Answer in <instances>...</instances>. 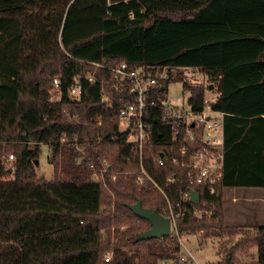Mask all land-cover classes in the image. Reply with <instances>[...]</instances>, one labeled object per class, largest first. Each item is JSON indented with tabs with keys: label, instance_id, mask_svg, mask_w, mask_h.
<instances>
[{
	"label": "trees",
	"instance_id": "1",
	"mask_svg": "<svg viewBox=\"0 0 264 264\" xmlns=\"http://www.w3.org/2000/svg\"><path fill=\"white\" fill-rule=\"evenodd\" d=\"M121 61L165 69L162 85L180 80L197 110L210 84L215 87L211 107L223 112L224 131L215 194L206 185H190L186 168L170 158L157 160L168 143L159 122L144 164L159 183L175 176L173 203L181 189L199 191L195 205L210 214L196 216L192 204H184L177 228L202 237L227 235L216 264H264V224L242 233L226 223L222 195L225 187H264V0H0V264H161L178 251L166 237L137 239L150 223L128 205L140 201L159 212L165 199L153 184L135 182L137 162L126 159L130 147L117 137L126 94L103 95L112 79L103 66ZM178 67L205 73L207 84L182 74L173 78L171 69ZM89 74L104 78L103 85ZM56 75L59 101L50 97ZM76 76L82 90L72 98L68 89ZM63 133L75 134L81 149L61 142ZM42 144H50L52 179L35 173ZM4 149L14 154L11 178H4L10 168L1 158ZM105 164L115 178L107 173L104 185L92 173ZM252 247L257 258L238 262V251Z\"/></svg>",
	"mask_w": 264,
	"mask_h": 264
},
{
	"label": "built area",
	"instance_id": "2",
	"mask_svg": "<svg viewBox=\"0 0 264 264\" xmlns=\"http://www.w3.org/2000/svg\"><path fill=\"white\" fill-rule=\"evenodd\" d=\"M92 64L98 65L96 62ZM103 67L111 72L112 77L108 92L105 91L106 87L102 86L104 97L116 91L126 94V97L121 99V107L117 113L116 134L118 138L121 136L125 144L130 147V153L126 159L134 158L137 162V168L131 171L135 175V182L139 186L146 182L153 184L165 199V205L159 212L169 219L170 233L166 238L178 247V251L174 253V257L162 259L161 264H202L185 246L183 238L186 234L178 231L177 220L185 213L184 204H192L191 207L196 216L209 215L211 210L195 205L199 202L200 194L193 188H188L187 191L181 189L180 200L173 203L170 195L176 181L175 176H167L161 183L156 181L144 164V148L152 141L153 124L159 122V126L168 131L167 138H164L168 143L162 145L157 160L162 162L163 159L170 158L174 165L185 167L190 185H206V191L214 195L215 183L222 174L224 158L223 112L211 107L216 96L210 99L205 94L203 108L197 110L189 103V91L186 96H178L173 101L162 94L166 89L161 82V79L166 76L165 69L153 71L152 67L130 66L125 61L114 66L104 65ZM87 78L90 81L99 80L102 85L104 83V78L93 74H89ZM157 87H160V90L155 91V95L152 96L151 89ZM81 90L82 85L76 76L68 89V94L72 98H77ZM61 92L62 80L59 75H56L51 79V100L59 101ZM154 110L157 116L154 115ZM68 116L75 118L69 114ZM157 133L158 137H162L161 129H158ZM104 135H100L98 140ZM60 141L73 143L77 149H81L82 146L75 134L67 137L63 133ZM47 145L50 152V144ZM12 158L14 154L9 153L7 160ZM79 160L78 157L77 161ZM107 173H111L109 178L114 180L115 174L107 164L94 168L92 178L105 185ZM190 189L198 193L197 202L191 200ZM126 227L127 225L123 224L118 229L123 231ZM113 253V248L106 251L104 260H110Z\"/></svg>",
	"mask_w": 264,
	"mask_h": 264
},
{
	"label": "rangeland",
	"instance_id": "3",
	"mask_svg": "<svg viewBox=\"0 0 264 264\" xmlns=\"http://www.w3.org/2000/svg\"><path fill=\"white\" fill-rule=\"evenodd\" d=\"M183 75L184 78L190 79L194 82H202L206 83V76L201 74L199 70H196L194 67H181V68H173L171 69V76L173 78H177L178 75ZM216 89L208 90L206 92V96L210 97V99H213L212 96H214V93ZM164 95L167 96L170 100H175L178 96H186L187 92L184 91L182 87V82L180 80H175L171 82L167 88L163 91ZM10 152H13L12 150L3 151L2 160L4 161V164L11 168V165L14 161V158L8 159L7 156ZM35 173L37 177L43 176L46 179H52L54 176V168L53 164L50 161V152L48 149L47 144H42L41 152L38 158V162L35 163ZM12 177V171L5 175L4 178H11ZM263 188H260L259 190L253 189V187H225L223 189V207H224V213H225V222L234 225L236 227H239L242 233L248 231L251 233L253 230H251V227L253 226H246L242 224H237L235 221V216L233 212V196L235 194H238L240 191L245 193L246 197L251 198L255 197L257 195H260V197H263L261 195H264L261 191ZM239 191V192H238ZM262 207L256 206V212L258 210H261ZM259 213V212H258ZM256 226V225H254ZM114 228V227H113ZM112 228V230H113ZM227 235H211L208 237H202L198 234H186L185 238H183V242L185 246L190 249L196 256L197 260L202 264H216L217 261L220 258L219 250H220V243L223 240L227 239ZM239 235H235L229 239L233 241L235 240ZM233 238V239H232ZM236 259L238 262H251L257 258V248L252 247L249 248L248 251L239 250L236 254Z\"/></svg>",
	"mask_w": 264,
	"mask_h": 264
},
{
	"label": "crops",
	"instance_id": "4",
	"mask_svg": "<svg viewBox=\"0 0 264 264\" xmlns=\"http://www.w3.org/2000/svg\"><path fill=\"white\" fill-rule=\"evenodd\" d=\"M201 74L205 75V73L203 72H201ZM212 89H215V87H213V85L210 84V87L207 89V91L212 90ZM214 95L215 96L217 95V91L214 93ZM248 136H249L248 138H250V135ZM260 188H263V190L262 191L260 190V191L264 194V187H253L254 190L255 189L259 190ZM243 192L240 191L238 194H235L232 198L233 203H234L233 212H234L236 223L246 225V226L264 224V195H261L263 197H260V195H257L255 197L248 198L246 197L247 194L245 195V193ZM256 206L262 207L261 210H258L259 213L256 212L255 210Z\"/></svg>",
	"mask_w": 264,
	"mask_h": 264
},
{
	"label": "water",
	"instance_id": "5",
	"mask_svg": "<svg viewBox=\"0 0 264 264\" xmlns=\"http://www.w3.org/2000/svg\"><path fill=\"white\" fill-rule=\"evenodd\" d=\"M38 162V159H35V163ZM12 168H9L11 172ZM190 197L193 202L198 201V193L190 189ZM129 209H131L138 217L146 219L150 223V227L145 231L141 232L137 239L143 240L148 238H162L166 237L170 233V223L169 219L163 216L160 212L155 209H150L143 207L139 202L135 204H129Z\"/></svg>",
	"mask_w": 264,
	"mask_h": 264
}]
</instances>
